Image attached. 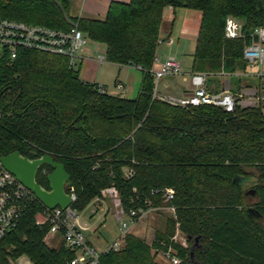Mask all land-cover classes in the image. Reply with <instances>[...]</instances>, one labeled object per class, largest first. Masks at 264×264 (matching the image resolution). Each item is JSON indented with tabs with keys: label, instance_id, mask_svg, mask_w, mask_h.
<instances>
[{
	"label": "trees",
	"instance_id": "16d2710c",
	"mask_svg": "<svg viewBox=\"0 0 264 264\" xmlns=\"http://www.w3.org/2000/svg\"><path fill=\"white\" fill-rule=\"evenodd\" d=\"M70 0H0V17L66 29L78 23L86 38L103 44L104 59L139 67L132 98L111 95L80 79L67 58L21 50L0 53V157L13 151L30 159L49 154L63 164L80 212L114 185L123 205L165 204L154 189H174L175 217L165 220L151 243L129 232L118 250L99 264H168L152 248L169 242L178 223L187 247L172 244L179 264H264V111L236 106L181 107L155 95L153 65L166 7L199 13L191 70L217 74L245 71L243 47L264 15V0L111 1L103 18H71ZM241 21L240 34L225 36L226 17ZM132 169L126 177L123 168ZM48 165L36 181L48 188ZM258 179L255 193L235 185V175ZM36 202L0 238V264L25 255L32 264H67L75 251L49 246V225L35 223Z\"/></svg>",
	"mask_w": 264,
	"mask_h": 264
},
{
	"label": "built area",
	"instance_id": "2783aa9c",
	"mask_svg": "<svg viewBox=\"0 0 264 264\" xmlns=\"http://www.w3.org/2000/svg\"><path fill=\"white\" fill-rule=\"evenodd\" d=\"M69 27L66 29L53 28L43 24H31L21 20L0 17V50L8 54L10 59L16 57L21 50H35L64 56L68 65L72 68L77 66V61L87 42L85 34L79 29L78 23L74 19H69ZM241 21L228 16L225 19L224 33L228 38L237 37L240 34ZM257 37V41H254ZM252 42L243 47L242 57L249 65H259V70L236 71L234 73H217L222 76H248L255 79L254 82L246 84L236 83L234 89L230 88L226 80L221 84L219 90H212L206 86L207 80L215 74L204 71H191L189 73L190 82L193 86L191 93L181 98L155 95L172 104L187 108L190 106L212 105L221 107L226 112H233L236 106L259 107L264 111V72L261 65L264 63V15L259 25L251 33ZM161 42H166L161 40ZM169 42V41H167ZM104 56L98 57V62H104ZM155 62H159L155 58ZM139 68V67H138ZM182 72L180 61L174 56H168L160 62V69L153 71L155 81L166 75H180ZM117 88H123L121 84ZM100 90L102 87L100 86ZM2 112L0 111V119ZM126 177L132 175V169L123 168ZM71 201H75L76 195L72 186L67 192ZM152 194L160 193L165 204L153 206L149 201H145L146 208H132L123 205L118 189L108 186L101 190V195L93 202L108 203L111 216L117 223L118 237L108 244L99 254L96 253L84 235L87 229L79 222L76 211L71 209V205L66 209L55 207L48 209L44 206L41 211L35 214V223L38 225L48 224L49 228L44 236L47 243L50 236L59 234L65 247L75 251L74 256L68 260L67 264H99L98 257L101 253L121 248L126 234L147 217L150 213H167L169 217H175V208L172 204L174 189L165 187L154 189ZM39 202L34 194L28 190L16 177L6 170L0 162V238L13 230L19 220L32 209V206ZM71 202V203H72ZM96 212V211H94ZM172 244L187 247V238L180 231L178 223L175 225L174 234L169 242L160 241L158 246L152 248L155 256L160 257L168 264H179L180 257L176 254V249Z\"/></svg>",
	"mask_w": 264,
	"mask_h": 264
},
{
	"label": "crops",
	"instance_id": "0c3cea01",
	"mask_svg": "<svg viewBox=\"0 0 264 264\" xmlns=\"http://www.w3.org/2000/svg\"><path fill=\"white\" fill-rule=\"evenodd\" d=\"M111 1H126V0H70V4L68 8V16L71 18H103L108 8V5ZM177 14L178 15L175 16V9L171 7H166L164 10V21L161 27V38L164 39V41L166 42H161V44H163L165 52L161 56L156 55L159 57V58L156 57L159 62H154L152 69L153 71L160 69V62L163 61L166 57L168 56L177 57L178 54H176V51L177 53L181 51L186 41L192 40L193 43H195L198 33L199 13L194 10L180 8ZM103 50L105 51L104 45H103ZM91 53H92V46L89 45L87 46L86 43L77 61V65L81 66V64L85 61L92 62L93 64H99L97 67L98 73H100L103 66L104 69L107 67L106 70L114 68L115 72H117L116 78L112 85H110L107 80L98 78L97 76L100 77L101 75L98 73L95 74V76H92V78H80V79L84 81L96 83L99 86H104L105 91L111 95H118L124 98H132L137 94L142 78V73L138 67H134L130 65H118L107 61L99 63L96 57L90 56ZM191 55L192 53L189 54L192 61ZM191 71L192 70H190V72ZM190 72H185L182 70L180 75H166L158 79V82L156 81L155 84L156 95L158 96L167 95V96L181 98L186 94L191 93V91L193 90V86L189 78ZM184 74H187L188 77L184 76ZM215 76L217 77V81H219L221 84L227 80L230 88L234 89L236 87V81L232 80V78H228V76H222L217 74H215ZM254 81L255 79L248 80V82H254ZM117 84H121L123 88L121 89L117 88L116 87ZM210 85L211 88H215L214 86L215 84L213 82L212 83L210 82ZM93 203L96 212L103 210L104 216L110 213L108 203H99V202H93ZM80 224L87 228L85 231L91 230V228L87 224L81 222ZM85 238L88 242V237L85 236ZM58 239H61L59 234L52 235L49 237L47 244L49 246L56 247L55 244L57 243ZM61 243H62V239H61ZM90 245L93 246L91 243ZM11 263L32 264V262L25 255L19 256Z\"/></svg>",
	"mask_w": 264,
	"mask_h": 264
},
{
	"label": "rangeland",
	"instance_id": "374dc122",
	"mask_svg": "<svg viewBox=\"0 0 264 264\" xmlns=\"http://www.w3.org/2000/svg\"><path fill=\"white\" fill-rule=\"evenodd\" d=\"M181 9H184L183 7H177L175 8V16H177L178 11ZM177 11V12H176ZM87 46H92V53L90 56L96 57L98 60L99 56H104V50L103 45L100 43L92 42L89 39H87ZM84 48V47H83ZM194 49V43L192 40L186 41L185 45L176 54L177 59L181 63V69L185 72H190L191 70V58L189 56L190 53L193 52ZM165 49L163 44H159L156 55L161 56L164 54ZM1 53V50H0ZM168 56V55H167ZM159 58L158 56H156ZM105 61V60H104ZM100 63V62H99ZM98 65L99 64H93L92 62H83L81 66L77 65L74 69L78 70L79 77L80 78H92V76H95V74L98 73ZM259 65H249V67L246 69V71H257L259 70ZM107 67L104 69V66L102 67L100 73V77L97 76L100 79L107 80L110 85L113 84L117 72H115L114 68L106 70ZM261 69L264 72V63L261 65ZM188 74V73H187ZM187 74H184V76L188 77ZM214 75V74H213ZM229 78H232V80H235L237 84L241 82L242 84H246L249 80L248 76L243 75L240 79L239 76H231ZM161 81V80H160ZM158 82V80H157ZM210 82L214 83L215 88H211ZM213 85V84H212ZM206 86L211 88L212 90H219L221 88V83L217 81L216 76H211L206 83ZM94 203L91 202L87 207H85L80 212H75L78 216V219L81 223L87 224L91 230L90 231H84V235L88 237L89 244L91 243L96 251V253L102 252L105 247L110 244L113 240H115L119 233L117 229V223L114 220V218L111 216V213H108L106 216L103 215L102 211L94 212ZM169 215L167 213H150L147 217L142 218L136 227L131 230L132 233L136 234L140 238H144L145 241L148 243H151L154 237V233L157 230H161L164 227L165 220L168 218ZM63 243H61V239H58L56 245V248L61 246ZM155 259L158 262L166 263L164 260L160 259V257L155 256Z\"/></svg>",
	"mask_w": 264,
	"mask_h": 264
},
{
	"label": "water",
	"instance_id": "95a60500",
	"mask_svg": "<svg viewBox=\"0 0 264 264\" xmlns=\"http://www.w3.org/2000/svg\"><path fill=\"white\" fill-rule=\"evenodd\" d=\"M254 41H257V37H254ZM0 162L46 208L66 209L71 205V197L66 192V186L70 185V175L64 169L63 164L55 161L51 155L43 154L30 159L18 151H13L0 157ZM41 165H48L52 169L46 176L48 188H44L36 181V173ZM232 182L243 190L249 189L248 192L251 194L255 193L254 187L259 184L258 179L254 177L238 174L233 177Z\"/></svg>",
	"mask_w": 264,
	"mask_h": 264
}]
</instances>
